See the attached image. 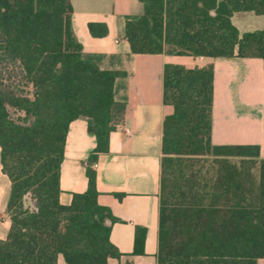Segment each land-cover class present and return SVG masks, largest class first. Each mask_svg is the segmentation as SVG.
Here are the masks:
<instances>
[{
    "label": "trees",
    "instance_id": "16d2710c",
    "mask_svg": "<svg viewBox=\"0 0 264 264\" xmlns=\"http://www.w3.org/2000/svg\"><path fill=\"white\" fill-rule=\"evenodd\" d=\"M125 38L134 54L260 58L264 28L241 34L236 13L264 15V0H140ZM71 0H0V165L11 182L10 229L0 264H108L122 253L111 241L118 219L100 205L95 163L110 151L126 101L116 99L119 73L101 68L72 27ZM94 37L108 26L90 23ZM214 64H168L158 264H264V160L256 145L211 143ZM84 118L97 146L88 158V188L61 202V168L70 124ZM212 156L219 177L193 168ZM230 157L259 163V181L224 178ZM30 195L33 207L26 205ZM138 227L134 253L145 254ZM131 264V263H127Z\"/></svg>",
    "mask_w": 264,
    "mask_h": 264
},
{
    "label": "crops",
    "instance_id": "0c3cea01",
    "mask_svg": "<svg viewBox=\"0 0 264 264\" xmlns=\"http://www.w3.org/2000/svg\"><path fill=\"white\" fill-rule=\"evenodd\" d=\"M72 27L85 54L95 55L104 70L120 75L116 99L127 102L125 119L110 137V151L99 155L94 167L100 205L118 219L112 225L111 241L122 253L108 264H158L160 213L163 179L164 121L174 113L164 103V72L168 64L187 68L214 64V101L211 143L214 146L256 145L264 160V61L260 58H204L163 54H134L125 38L129 17L141 16L140 0H71ZM233 24L241 34L264 28V15L236 13ZM90 23L108 26L105 37H94ZM97 146L81 118L70 124L65 158L61 168V202L69 205L73 195L88 188V158ZM214 160L212 156H206ZM210 160V179L219 177V164ZM226 165L229 181L242 183L249 175L258 177L259 163L249 166L241 158L230 157ZM193 168L195 166L193 164ZM198 171V170H197ZM11 182L0 165V199L7 207ZM10 217L0 226V239H6ZM146 228L145 254L134 253L136 231ZM264 263V260H261ZM58 264H67L59 255Z\"/></svg>",
    "mask_w": 264,
    "mask_h": 264
},
{
    "label": "rangeland",
    "instance_id": "374dc122",
    "mask_svg": "<svg viewBox=\"0 0 264 264\" xmlns=\"http://www.w3.org/2000/svg\"><path fill=\"white\" fill-rule=\"evenodd\" d=\"M196 160L197 161L194 162L195 170H201V174H204V175H206L207 173L209 175L212 174V171H210V173L208 171L210 169V162L209 161L212 159H209V157H199V159H196ZM248 165L249 166H255V163L249 162ZM257 177H258V175L256 173L254 179L256 180ZM26 205L33 207V201L31 199L30 195H28L26 198ZM7 219H8V214L6 212L5 205L2 202V200L0 199V226H4Z\"/></svg>",
    "mask_w": 264,
    "mask_h": 264
}]
</instances>
